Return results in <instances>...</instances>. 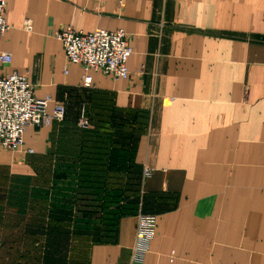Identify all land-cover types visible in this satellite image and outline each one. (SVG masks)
<instances>
[{
	"label": "crops",
	"instance_id": "0c3cea01",
	"mask_svg": "<svg viewBox=\"0 0 264 264\" xmlns=\"http://www.w3.org/2000/svg\"><path fill=\"white\" fill-rule=\"evenodd\" d=\"M5 18L0 53L13 58L0 61V76L28 72L37 97L67 105L90 95L89 105L127 121L146 117L123 157L114 158L110 141L86 147L110 148L100 160L105 178L137 169L156 217L149 250L135 255L132 216L73 264H264V0H9ZM67 25L125 30L128 67L144 73L114 79L90 70L93 88L84 87L87 72L68 61L56 38ZM117 126L108 127V138L127 125ZM61 127L28 128L26 145L35 156L58 149L66 159ZM28 159L0 148V169L11 175H33ZM144 166L154 169L146 179Z\"/></svg>",
	"mask_w": 264,
	"mask_h": 264
},
{
	"label": "rangeland",
	"instance_id": "374dc122",
	"mask_svg": "<svg viewBox=\"0 0 264 264\" xmlns=\"http://www.w3.org/2000/svg\"><path fill=\"white\" fill-rule=\"evenodd\" d=\"M89 97L82 94L78 103L66 105L65 119L59 131L65 137L57 138L61 140L60 147H65L60 152L66 153V159L59 156L58 149L46 157L27 156L34 168L33 178L20 179L24 185L10 183L16 187L9 188L6 193L0 188V264H45V258L62 264L81 262L93 242L115 235L123 219L135 216L137 227L140 213L153 215L144 208L141 178L132 165H129L128 175L123 174L126 178H121L115 171H110L111 175L105 178V170H100L95 178L101 182H94L92 188L81 186L84 156L89 155L87 141H110L108 145L116 147L117 151L114 158H121L127 145L129 148L134 146L146 128L145 116H139L136 122L127 121L131 118L128 115L124 118V115L115 114L110 109L89 105ZM82 107H86L93 129L81 130L78 127ZM112 125H118L117 131L121 128L119 125L127 126L110 139L107 131ZM106 151L110 152V148ZM4 178L0 170L2 185L6 184ZM84 189L99 191L100 194H82L80 190ZM27 190L31 203L15 200L24 198ZM121 193V197L114 196ZM18 210L28 215L18 213ZM32 220L43 221V234L28 233L17 225L20 221L35 223Z\"/></svg>",
	"mask_w": 264,
	"mask_h": 264
},
{
	"label": "built area",
	"instance_id": "2783aa9c",
	"mask_svg": "<svg viewBox=\"0 0 264 264\" xmlns=\"http://www.w3.org/2000/svg\"><path fill=\"white\" fill-rule=\"evenodd\" d=\"M9 0H0V37L10 28L5 18ZM126 0H119L124 4ZM24 29L31 31V19H26ZM61 41L70 63L81 65L87 72L83 78L84 87L93 88L90 70L101 71L114 79L129 78L144 73L143 69L131 71L128 60L133 52L128 34L123 29L109 31L98 28L83 32L67 25L56 34ZM12 53L1 52L0 61L12 62ZM67 72V68H65ZM52 104V108L51 107ZM66 104L54 101L51 96L37 97L28 77V72L12 71L0 76V148L32 156L35 149L26 145V132L30 127H47L61 123L65 119ZM78 126L88 129L91 126L86 107H82ZM153 168L144 166L143 178L153 174ZM156 229L155 215L139 214L135 233V255L140 256L149 250Z\"/></svg>",
	"mask_w": 264,
	"mask_h": 264
},
{
	"label": "trees",
	"instance_id": "16d2710c",
	"mask_svg": "<svg viewBox=\"0 0 264 264\" xmlns=\"http://www.w3.org/2000/svg\"><path fill=\"white\" fill-rule=\"evenodd\" d=\"M88 129H82L81 128V130H88ZM102 146L103 145H99V147H102ZM106 152L107 151H106L105 148H99L97 151H95V149H92L91 147H89V149L87 151V154H89V155L84 156V161H83V164H82V178H81V186L82 187H90V188H92V186L95 185L94 182L95 183L101 182V180L99 178L96 179L95 177L98 176V174H100L98 171L105 170V168L104 169L102 168V166H104L105 164L102 161H100V160H102L105 157V153ZM95 158H98L99 161L94 160ZM0 170H2L3 175L5 177L3 181H6V184H4V185L0 184V188H2V191L4 193L8 192L9 188L16 187V186L9 185L10 183L24 185L23 182L19 181L20 179L27 180L28 178L29 179L33 178L32 175L31 176L19 177V176L11 175L6 169H0ZM97 187H99V185ZM27 192H28V190L25 192V197L24 198H22L21 200L20 199H15V200L16 201H20V202H25V203H31V201H29L30 195ZM80 192L82 194H89V195H98V194H100L99 191H92V190H86V189L80 190ZM108 195L110 196L111 194L108 193ZM114 196L121 197L122 193H121V195L114 194ZM109 200H112V199H109ZM143 203H144L145 210L146 211H150L147 208L145 199L143 200ZM17 212L21 213L23 215H25L27 213V212L22 211V210L21 211L18 210ZM27 215H28V213H27ZM21 220H23V219H21ZM32 221L35 222V223H32V222L31 223L30 222L23 223L22 221H20V222L17 223V225L18 226L20 225V226L24 227L25 230L28 233L33 234L35 232H39V233L43 234V231H44V229H43L44 228L43 227L44 226L43 225V221L41 223L37 222L35 220H32ZM36 259L39 260L38 258H36ZM44 260H46L45 264H62V262L58 263V261H55V262L54 261H50L48 258H45Z\"/></svg>",
	"mask_w": 264,
	"mask_h": 264
}]
</instances>
